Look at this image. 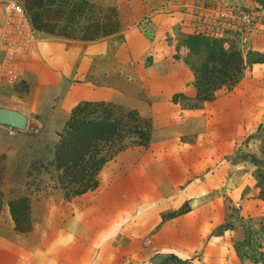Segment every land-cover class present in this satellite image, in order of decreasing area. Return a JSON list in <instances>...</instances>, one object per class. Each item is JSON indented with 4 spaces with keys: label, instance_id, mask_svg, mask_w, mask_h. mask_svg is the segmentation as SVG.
Segmentation results:
<instances>
[{
    "label": "crops",
    "instance_id": "crops-1",
    "mask_svg": "<svg viewBox=\"0 0 264 264\" xmlns=\"http://www.w3.org/2000/svg\"><path fill=\"white\" fill-rule=\"evenodd\" d=\"M209 1L113 0L119 30L93 40L67 38L68 42L80 46L79 84L87 85L81 88L80 98L71 105L68 103L67 108L81 99H113L111 94L106 96L101 91L103 87H113L112 84L91 78L92 72L102 69L100 58L107 48L122 49L121 64H142L147 55H151L141 77V86L147 92L148 115L153 123L151 138L138 163L127 168L126 174L115 178L107 187L65 199L56 187L45 190L39 185L41 189L32 192V226L25 232L14 229L6 203L11 196L1 186L7 197L0 211V264H158L166 254L186 258L207 247L216 213L210 200L200 205L191 201L189 211L171 218L163 219L161 213L176 208L188 198L205 196L213 187L226 185L231 180L238 182V187L243 184L238 176L228 179L225 171L229 162L224 157L230 152L228 141L234 133L230 134L228 123L221 118L224 111L205 108L209 101L201 107L189 108L171 99L177 91L194 93L193 73L183 59L187 47L176 49L175 40L180 33L195 29L199 12ZM233 1L257 6L253 0ZM1 9L0 3V24ZM34 33L30 46L52 53L57 44L55 34L39 30ZM114 37L117 38L113 42ZM27 52L22 56L26 58ZM175 52L178 53L176 58L173 57ZM115 58L117 61L116 55ZM50 70L55 80L57 72L51 67ZM118 70L119 67H115L116 75ZM57 82L55 80L54 84ZM130 105L144 114L139 103ZM15 107L30 116L25 107ZM33 117L37 118L35 114ZM217 117H220L218 121ZM171 118L176 119L175 128L169 127L175 126ZM181 118L184 128L180 127ZM158 121L163 131L159 132L160 140L156 142ZM42 125L41 120L39 131ZM214 126H218V132L213 133ZM186 127L195 131L193 140L171 142L170 136L179 137ZM12 128L10 133V126L0 123V153L9 155L7 170L16 169L23 159L39 156L44 145L37 137L39 131ZM223 158L225 163H220ZM183 182L186 185L181 189ZM165 199L168 200L160 202ZM233 250L231 254L236 260Z\"/></svg>",
    "mask_w": 264,
    "mask_h": 264
},
{
    "label": "trees",
    "instance_id": "trees-1",
    "mask_svg": "<svg viewBox=\"0 0 264 264\" xmlns=\"http://www.w3.org/2000/svg\"><path fill=\"white\" fill-rule=\"evenodd\" d=\"M34 30L44 31L69 38L93 40L115 33L119 20L114 5L101 6L90 0H22ZM257 3L260 23L264 31V0ZM187 47L183 59L193 73V95L182 91L172 94L173 102L189 108L201 107L215 97L220 87L232 88L247 67V62H264V51L248 47L244 54L233 38L214 35L202 30L182 32L175 40V48ZM178 53H173L176 58ZM147 62L151 55H147ZM20 79L14 89L27 90ZM21 83V84H20ZM4 106V105H0ZM153 129L152 118L144 115L133 105H123L113 99H81L75 102L58 131L50 158L56 170V188L65 199L93 190L100 185V171L119 152L132 145L146 146ZM246 138L257 141L258 152L236 149L231 159L234 162L248 161L254 165L255 183L247 196L264 202V123H258ZM2 156V155H1ZM25 192L17 193L6 200L13 227L25 232L31 229L32 190L38 183L36 175L42 174L47 162L30 161ZM38 172V173H35ZM37 182V183H36ZM0 186V211L5 202ZM191 209L188 200L176 208L161 213L162 218H171ZM254 219V218H253ZM251 216L241 223L232 220L217 224L210 232L222 235L225 231L241 226L238 239L231 241L237 258L242 262L264 264V214L256 222ZM248 222V223H247ZM186 258L173 253L163 256L158 264H187Z\"/></svg>",
    "mask_w": 264,
    "mask_h": 264
},
{
    "label": "rangeland",
    "instance_id": "rangeland-1",
    "mask_svg": "<svg viewBox=\"0 0 264 264\" xmlns=\"http://www.w3.org/2000/svg\"><path fill=\"white\" fill-rule=\"evenodd\" d=\"M3 1L4 0H0L1 7ZM90 1L101 6L114 5L116 7L113 0ZM238 1L240 2L242 0ZM20 2L23 4L22 0H20ZM230 2L235 1L232 0ZM2 12L1 9L3 18ZM54 37L57 39V44H55L56 48L51 51L52 53H46L44 50L36 49L35 46H29L31 49L29 48L27 54H25L27 55L26 58L21 55L18 59L20 78L15 82L21 79L23 81L22 85H27L26 91L24 89H14L13 86L15 82L7 83L4 82L3 79H0V105L11 108H16L15 106L25 107V109L30 112L29 117H33L35 114V116L43 122L42 130L39 131L40 128L37 130L39 131L37 137L40 143L44 144L43 146L41 145L43 149L39 156L33 159L29 158L30 160L23 159L16 169L8 168L7 170L6 159L8 153H0V186L6 189L8 196H13L17 193L29 190V188H27V181H30L32 176L28 173V167H30V161L32 160H35V162H40L41 160L47 162L45 168H39L42 174L35 176V178L37 177L38 179L36 180L38 181V183L36 182V189H41L39 185L44 186L45 190H52L53 186L56 187L57 173L50 162V158L53 154L52 144L54 145L57 141L58 131L62 128L64 120L68 116L70 108H67V104L70 103L71 105L72 101L80 98L79 94L81 93V88L87 86H81L79 84V75L81 73L78 69V60L82 55V52L78 53L80 49L79 44L76 42H68L69 40H67V38L69 37L56 34ZM116 38L114 37V39L112 38L113 40H111L114 42ZM228 38L232 39L233 37L230 35ZM78 39L79 38H75V40ZM239 43L246 55L249 46L259 51L264 50V31L262 29V24L260 22L257 24L246 44ZM116 48L118 49L116 50ZM57 49L60 51L57 52ZM64 49L66 51H64ZM48 55L52 56V58L49 59ZM102 55V58H100L102 69H96L95 72H92L91 78L102 83L113 85V87L103 85L107 86L101 89L102 92L106 93V96L111 94L113 99L123 105L139 103L141 109L144 110L143 113L148 115L147 92L143 86H141V77L144 72V67L149 64L147 59H145L142 64H121L120 57L124 54L122 49L117 46L107 48ZM115 55L118 57L117 61H115ZM96 60L99 59L97 58ZM117 66L119 70L116 75L115 67ZM50 67L52 69L54 68L57 72L56 74L58 77H55V80L58 82L56 85L54 84V78L51 76ZM126 77L128 80H126ZM115 82H117V85H114ZM112 88H114V90H112ZM206 106L209 110L224 111L221 118L223 117L222 120L228 123L230 134L232 135V133H234V137L231 136L228 141L229 147H231L229 148L230 152L229 154H225L224 157L229 162L228 166L225 164V171L228 172V179H233L235 176H238L240 180L243 179V184H240L238 187V182L231 180L226 185L220 184L213 187L205 196H200L193 200L188 198L187 200L190 205L191 201L194 202H192V204L200 205L210 200L216 212L214 225L211 230L223 221L232 220L236 224L241 223L247 219L248 216H251L252 222H256L259 216L264 214V202L247 196V193H249L248 190L250 191L255 183V175L253 172L254 165L248 161L234 162L231 157L234 155L236 149L258 152L257 141L246 137L255 130L258 123H264V62L248 61L241 79L230 89L226 87L219 88L215 93V97L207 102L205 108ZM216 119L218 121L220 117ZM171 122L175 126L169 127L175 128L176 119L171 118ZM159 123L158 121L155 130L156 142L160 140L158 139L159 132L163 131L161 126H158ZM180 125L182 128L185 127L182 118L180 120ZM218 130V126H214L213 133L218 132ZM179 134V137L171 135V142L179 143L180 141H191L193 140L195 131L186 127V131ZM51 146L52 152L50 153ZM146 146L132 145L109 160L100 171L99 189L102 186L107 187L115 178H121L128 172L131 165L137 164V160L141 158L146 151ZM43 151L44 153H42ZM224 158L221 159L220 163H225L226 160ZM185 185L186 182L181 183L180 188H184ZM227 185L228 188L226 187ZM31 189V192L35 191L33 188ZM233 190H236V192ZM5 197L7 196H4V198ZM167 200L168 199L161 200L160 202H165ZM241 231V226H237L233 230L225 231L222 235H209L207 247L205 249L202 248L199 253L187 256V264H254L242 262L238 258L233 260L231 254L233 250L231 248V241L233 239H238L242 234ZM233 253H235L234 250Z\"/></svg>",
    "mask_w": 264,
    "mask_h": 264
},
{
    "label": "built area",
    "instance_id": "built-area-1",
    "mask_svg": "<svg viewBox=\"0 0 264 264\" xmlns=\"http://www.w3.org/2000/svg\"><path fill=\"white\" fill-rule=\"evenodd\" d=\"M256 8L255 5L210 0L202 12H199L200 17L195 24V29L214 35L227 33L238 44L239 42L246 44L254 28L260 22V14ZM2 11L0 79L13 83L20 78L18 59L27 52L35 33L20 0H4ZM9 132H13L11 126Z\"/></svg>",
    "mask_w": 264,
    "mask_h": 264
},
{
    "label": "water",
    "instance_id": "water-1",
    "mask_svg": "<svg viewBox=\"0 0 264 264\" xmlns=\"http://www.w3.org/2000/svg\"><path fill=\"white\" fill-rule=\"evenodd\" d=\"M0 123L35 132L41 125V120L36 117H28L24 112L7 106H0Z\"/></svg>",
    "mask_w": 264,
    "mask_h": 264
}]
</instances>
